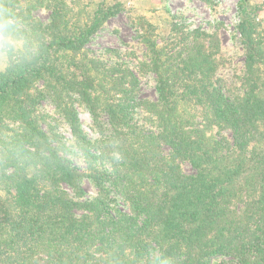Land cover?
I'll list each match as a JSON object with an SVG mask.
<instances>
[{"label":"trees","instance_id":"1","mask_svg":"<svg viewBox=\"0 0 264 264\" xmlns=\"http://www.w3.org/2000/svg\"><path fill=\"white\" fill-rule=\"evenodd\" d=\"M3 2L24 46L0 69V264H264V9L238 5V69L218 31L145 17L134 65L93 52L120 2Z\"/></svg>","mask_w":264,"mask_h":264},{"label":"rangeland","instance_id":"2","mask_svg":"<svg viewBox=\"0 0 264 264\" xmlns=\"http://www.w3.org/2000/svg\"><path fill=\"white\" fill-rule=\"evenodd\" d=\"M71 1V0H70ZM75 1V11L93 9L102 0H72ZM107 4L120 2L122 10L110 18L103 27L93 36L89 48L93 52L117 50L124 53L121 60L134 65L144 54V48L140 43V30L138 19L145 17L157 26L161 37L169 33L172 21L180 22L189 28L203 27L211 31H218L223 44V50L232 66L240 69L243 64L242 48L236 25L239 21L238 5L241 0H104ZM252 5H259L264 9V0H248ZM79 2V3H78ZM37 15L44 21L49 19V11L42 8ZM260 18L264 19V10L260 11ZM7 64L6 54H3V67ZM233 70V69H232ZM231 70V72H232ZM230 72V71H229ZM155 80L152 74L140 78V95L143 98L156 99L157 92ZM44 110L51 113L53 121L58 118L52 113V106L43 104ZM80 118L84 129L91 135H95L92 117L88 110L79 107ZM52 120V119H50ZM60 131L67 137H71L70 129L60 122ZM185 171H192L188 163L183 164ZM86 190L92 194L95 189L89 184Z\"/></svg>","mask_w":264,"mask_h":264},{"label":"clouds","instance_id":"3","mask_svg":"<svg viewBox=\"0 0 264 264\" xmlns=\"http://www.w3.org/2000/svg\"><path fill=\"white\" fill-rule=\"evenodd\" d=\"M14 27L10 14L6 13L3 0H0V68L3 67V54H11L24 46V40L13 34ZM110 157L116 163L122 161L123 155L119 150L118 142L113 144ZM152 264H172V261L170 257L157 254L154 256Z\"/></svg>","mask_w":264,"mask_h":264}]
</instances>
